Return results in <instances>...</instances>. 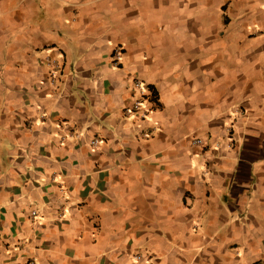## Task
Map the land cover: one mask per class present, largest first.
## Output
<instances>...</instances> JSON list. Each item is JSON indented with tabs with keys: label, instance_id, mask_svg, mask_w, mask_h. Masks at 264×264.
Returning <instances> with one entry per match:
<instances>
[{
	"label": "crops",
	"instance_id": "0c3cea01",
	"mask_svg": "<svg viewBox=\"0 0 264 264\" xmlns=\"http://www.w3.org/2000/svg\"><path fill=\"white\" fill-rule=\"evenodd\" d=\"M0 264H264V0H0Z\"/></svg>",
	"mask_w": 264,
	"mask_h": 264
},
{
	"label": "built area",
	"instance_id": "2783aa9c",
	"mask_svg": "<svg viewBox=\"0 0 264 264\" xmlns=\"http://www.w3.org/2000/svg\"><path fill=\"white\" fill-rule=\"evenodd\" d=\"M119 55H120L119 49H114L112 52V63L116 66L119 61ZM132 89L135 94L134 100L131 106L129 108H125L123 112L125 115H130L135 113L136 115H138L140 119H145L147 117V111L143 109V105L145 100L148 98V96L151 95L152 90L147 83H145L140 79H135L132 82ZM142 136L147 138L149 136V133H142ZM99 142L100 139L98 137H95L89 141V145L91 147H95L99 144ZM194 142L200 143V140L196 139ZM34 214L35 212L33 211L32 215ZM141 258L142 255L140 254L134 255V259L136 261L141 260Z\"/></svg>",
	"mask_w": 264,
	"mask_h": 264
}]
</instances>
